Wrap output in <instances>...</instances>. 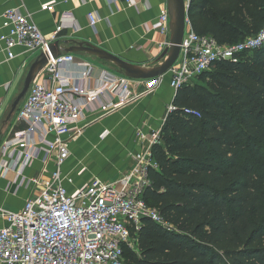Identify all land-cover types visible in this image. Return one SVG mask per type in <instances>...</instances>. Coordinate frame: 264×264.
Returning a JSON list of instances; mask_svg holds the SVG:
<instances>
[{"label": "built area", "instance_id": "built-area-1", "mask_svg": "<svg viewBox=\"0 0 264 264\" xmlns=\"http://www.w3.org/2000/svg\"><path fill=\"white\" fill-rule=\"evenodd\" d=\"M126 2L136 6L134 0ZM41 10L54 13L56 2L43 4ZM88 20L94 31L102 21L96 12L89 13ZM68 28L76 33L82 31L71 16L65 15L56 32L46 37L31 14L24 13L21 7L0 10V31H5L0 34V43L10 61L16 58L17 47L23 48L25 54L49 55L59 34ZM147 30L170 35L168 11L148 24ZM160 46L167 48L170 43ZM262 47L264 28L241 42L221 45L210 36L195 33L188 22L177 63L166 75L155 79L134 80L108 70L94 78L95 66L77 63L74 54L51 57L35 73L18 111L17 119L26 128L0 145V180L14 173L18 187L30 190L21 209L0 207V218L5 222L0 229V264H127V249L139 254V233L145 221L173 229L144 197L152 185L150 170L159 169L152 148L159 143L161 132L151 136L137 132L140 141L151 140L150 147L131 154L133 166L119 179L108 182L94 177L73 192L69 185L74 184V179L65 170L72 136L83 132L88 113L109 115L119 111L134 98L154 94L166 76L178 92L212 72L217 63H239L246 53ZM73 65L81 70L68 73ZM174 110L172 104L168 113ZM108 135L106 130L101 138ZM39 160L42 167L34 176L26 177L27 169Z\"/></svg>", "mask_w": 264, "mask_h": 264}, {"label": "trees", "instance_id": "trees-1", "mask_svg": "<svg viewBox=\"0 0 264 264\" xmlns=\"http://www.w3.org/2000/svg\"><path fill=\"white\" fill-rule=\"evenodd\" d=\"M201 36L235 44L264 28V0H189ZM181 88L144 197L173 229L145 221L127 264H264V47Z\"/></svg>", "mask_w": 264, "mask_h": 264}, {"label": "crops", "instance_id": "crops-1", "mask_svg": "<svg viewBox=\"0 0 264 264\" xmlns=\"http://www.w3.org/2000/svg\"><path fill=\"white\" fill-rule=\"evenodd\" d=\"M53 1L56 2L54 13L41 10L43 4ZM134 1L136 6L130 7L126 0H116L115 3L108 0H86L85 3L83 0H0V10L21 7L24 13L31 14L46 37L56 32L65 15L71 16L82 31L76 33L68 28L61 32L56 41L61 51L74 46L75 42L91 43L129 63L147 68L159 66L163 63L160 58L168 48L160 44H169L170 35L148 32L147 25L156 22L168 11V0ZM91 12L98 13L102 19L96 31L89 27L88 14ZM2 32L5 31H0V34ZM14 53L16 58L8 60L4 44L0 43V145L15 132L26 128V124L18 121V112L10 121H7V117L24 88L31 65L40 56L25 54L21 47L15 48ZM74 55L77 63L89 62L95 66L94 78H98L103 70H108L103 64H111L87 53ZM80 70L78 65H73L67 72L74 74ZM111 72L124 75L119 70V73ZM169 81L166 76L165 83L154 94L134 98L126 107L112 114L88 113L83 132L72 136L71 156L65 166L66 172L71 173L74 179V184L69 185L71 192L94 177L114 182L129 171L133 166L131 154L147 149L151 144L149 138L144 141L137 139V132L142 131L151 136L163 128L168 108L174 103L177 94ZM5 85H10V88L5 89ZM106 130L109 135L102 139L101 135ZM41 167V161H35L27 169L26 177L34 176ZM29 195L30 190L19 188L15 183L14 173L0 180V207L19 210ZM4 225L5 222L0 218V229Z\"/></svg>", "mask_w": 264, "mask_h": 264}, {"label": "water", "instance_id": "water-1", "mask_svg": "<svg viewBox=\"0 0 264 264\" xmlns=\"http://www.w3.org/2000/svg\"><path fill=\"white\" fill-rule=\"evenodd\" d=\"M168 13L170 16V46L164 51L160 58L163 63L156 67H142L129 63L108 51L91 43H77L74 46L60 49L59 43L55 42L50 48V54H41L31 65L24 82V88L12 104L7 121H10L18 112L21 103L29 93L34 81V75L38 70L43 69L49 59L59 58L64 54L87 53L101 61L113 64L127 78L134 80H150L166 75L177 63L181 53V45L189 22V0H168Z\"/></svg>", "mask_w": 264, "mask_h": 264}, {"label": "rangeland", "instance_id": "rangeland-1", "mask_svg": "<svg viewBox=\"0 0 264 264\" xmlns=\"http://www.w3.org/2000/svg\"><path fill=\"white\" fill-rule=\"evenodd\" d=\"M104 65V67H106L108 70H111V71H115V72H118V70L112 65V64H103ZM119 73V72H118ZM206 81V79L205 78H203V79H201L200 81L198 80V82L197 83H204ZM21 105H22V103H21ZM21 105H20V107H21Z\"/></svg>", "mask_w": 264, "mask_h": 264}]
</instances>
